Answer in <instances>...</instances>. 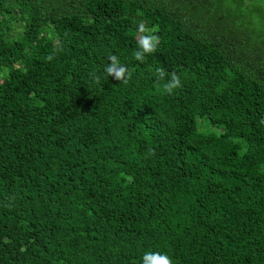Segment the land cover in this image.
<instances>
[{"label": "trees", "instance_id": "16d2710c", "mask_svg": "<svg viewBox=\"0 0 264 264\" xmlns=\"http://www.w3.org/2000/svg\"><path fill=\"white\" fill-rule=\"evenodd\" d=\"M148 251L264 264V3L0 0V264Z\"/></svg>", "mask_w": 264, "mask_h": 264}, {"label": "clouds", "instance_id": "9594fccd", "mask_svg": "<svg viewBox=\"0 0 264 264\" xmlns=\"http://www.w3.org/2000/svg\"><path fill=\"white\" fill-rule=\"evenodd\" d=\"M136 31L138 35V48L134 53V58L137 61L143 62L146 54H152L157 50L160 38L155 34L157 29L155 27L148 28L143 21L137 25ZM108 60L109 62L104 71L116 81L128 83L132 75L131 70L122 64L116 55L110 56ZM156 74L159 81H164L166 76L169 77L162 85L163 91L166 94L172 95L176 89L182 87L181 78L175 72L169 74L163 68H157ZM142 264H173V262L164 253L148 251L143 254Z\"/></svg>", "mask_w": 264, "mask_h": 264}, {"label": "rangeland", "instance_id": "374dc122", "mask_svg": "<svg viewBox=\"0 0 264 264\" xmlns=\"http://www.w3.org/2000/svg\"><path fill=\"white\" fill-rule=\"evenodd\" d=\"M258 1L264 3V0H258Z\"/></svg>", "mask_w": 264, "mask_h": 264}]
</instances>
